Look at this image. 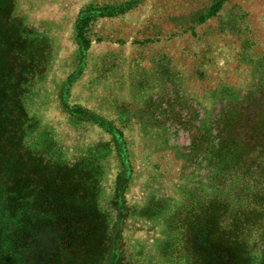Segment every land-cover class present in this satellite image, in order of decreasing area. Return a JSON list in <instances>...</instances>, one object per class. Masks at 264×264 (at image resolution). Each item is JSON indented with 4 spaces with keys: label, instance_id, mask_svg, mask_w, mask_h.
Wrapping results in <instances>:
<instances>
[{
    "label": "rangeland",
    "instance_id": "rangeland-1",
    "mask_svg": "<svg viewBox=\"0 0 264 264\" xmlns=\"http://www.w3.org/2000/svg\"><path fill=\"white\" fill-rule=\"evenodd\" d=\"M10 2L0 230L26 228L25 263L202 264L243 216L261 264L264 0Z\"/></svg>",
    "mask_w": 264,
    "mask_h": 264
},
{
    "label": "trees",
    "instance_id": "trees-1",
    "mask_svg": "<svg viewBox=\"0 0 264 264\" xmlns=\"http://www.w3.org/2000/svg\"><path fill=\"white\" fill-rule=\"evenodd\" d=\"M11 7L10 0H0V31L1 28L4 29V17L5 12L9 10ZM90 21V17L81 18L78 22V35L79 40L82 41V43L88 47L89 46V40L84 36V33L86 31L88 22ZM3 24V27H2ZM77 114L83 113V110H76ZM14 194H17L18 192H13ZM7 201H9V198H7ZM44 201V207L48 208L49 210V198L42 199V200H34L33 209H36L37 207L42 204ZM11 206L9 204L6 205V213L9 215L13 214L15 207H13V201L10 200ZM43 205L39 208V210H43ZM45 208V209H46ZM44 216V213L42 211H39V214L37 216L38 220H41V218ZM241 216L240 218L237 217V219L233 220V222L230 225L231 232L229 233V237L225 242H218L214 241L211 246H208L207 248H198L197 254L200 257V260L202 264H247L246 254H244V240L243 238H239L238 235H242L243 232H245L247 229L252 226L251 222L243 221ZM41 222V221H40ZM41 225V224H40ZM254 225V224H253ZM21 227V226H19ZM18 227V228H19ZM16 228H13L12 232L9 234L1 233L0 230V255H2L3 260L1 264H27L24 261V254H23V241L21 242L22 237L16 233L18 231H25L26 228L22 226L21 229L16 231ZM246 229V230H245ZM15 230V232H14ZM22 234L26 237L31 235V231H28L27 233L22 232ZM82 234L77 222L75 224L71 223L67 225L66 230L63 232V237L65 240L71 241L77 239L78 236ZM24 240V239H23ZM39 242V241H38ZM68 250V249H67ZM65 249V251H67ZM264 264V255L262 257V263Z\"/></svg>",
    "mask_w": 264,
    "mask_h": 264
}]
</instances>
